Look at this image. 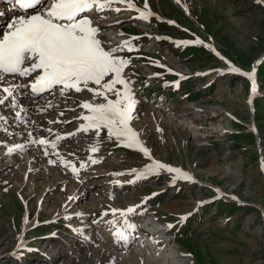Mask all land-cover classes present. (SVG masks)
<instances>
[{
    "label": "rangeland",
    "instance_id": "obj_1",
    "mask_svg": "<svg viewBox=\"0 0 264 264\" xmlns=\"http://www.w3.org/2000/svg\"><path fill=\"white\" fill-rule=\"evenodd\" d=\"M126 1L152 13L147 20L105 13L122 33L141 37L124 56V76L139 101L131 127L150 157L109 138L107 129L78 131L86 109L75 120L63 111L70 109H61L62 119L61 110L51 111L61 128L39 122L51 132L18 129L16 110L11 120V108L1 110L0 264H264V0ZM89 18L101 31L110 27L100 25V14ZM104 39L106 50L116 43ZM233 66L254 72L255 93ZM14 80L7 76L5 86ZM76 96L93 101L87 90ZM60 131L73 135L47 153L32 143L56 141ZM153 161L192 180L172 187L175 173L133 172ZM132 206L128 221L136 230L149 223L148 231L160 230L159 245L134 239L125 251L116 248V232L130 228L124 217L115 222L112 210Z\"/></svg>",
    "mask_w": 264,
    "mask_h": 264
},
{
    "label": "snow or ice",
    "instance_id": "obj_2",
    "mask_svg": "<svg viewBox=\"0 0 264 264\" xmlns=\"http://www.w3.org/2000/svg\"><path fill=\"white\" fill-rule=\"evenodd\" d=\"M7 2L14 9L18 8L25 13L29 9L37 10L33 14H21L14 18L0 34V93L6 94L0 96V104L11 98L12 106L18 107L16 93L29 87L33 95L53 90L59 91L62 95H67L72 90L75 93L87 90L93 94V101L82 102L81 107L87 110L82 120L87 123H82L78 131L95 130L99 135L101 130L107 129L109 138L114 137L117 141H123L127 147L137 148L145 156L150 157L149 149L143 145L139 134L131 127L133 113L139 101L135 98L132 82L124 76V69L130 60L117 55L121 48L105 49L99 38L100 29L94 26L89 18L93 9L103 12L110 9L112 3L123 0H7ZM179 2L180 0H177V3ZM129 7L134 5L130 4ZM144 7L148 9L147 3ZM115 10L120 11L119 8ZM151 15V11L146 10L141 12L140 18L147 20ZM197 43L203 42L197 40ZM124 46L132 49L129 42ZM230 71L248 76L249 79L254 78L253 73H242L241 69L234 66ZM7 76L24 80L30 77L31 81L9 83L5 86ZM116 85H122V88L118 89ZM97 100L100 102H96ZM23 111L26 109L21 108V112ZM47 131L51 132V129ZM63 138L57 135L56 141L53 142L41 138L33 140L32 143L43 145L47 153L49 144L51 148L56 149L58 142ZM18 147L23 148V145ZM97 150L95 146L92 148L93 152ZM8 151L11 153L13 149L9 148ZM95 162L97 161H93ZM65 166L71 167L73 173H77L75 165L65 161ZM161 170L175 173L174 179L192 180V177L183 170L158 161H153L143 171L133 172H138L140 178ZM117 211L124 217V225L135 230L136 225L127 219V215L134 213L135 208L113 209V215ZM115 235L117 243L122 240L127 242L129 239L123 230L117 231Z\"/></svg>",
    "mask_w": 264,
    "mask_h": 264
},
{
    "label": "bare ground",
    "instance_id": "obj_3",
    "mask_svg": "<svg viewBox=\"0 0 264 264\" xmlns=\"http://www.w3.org/2000/svg\"><path fill=\"white\" fill-rule=\"evenodd\" d=\"M123 1H126V0H123ZM0 3H1V0H0ZM115 3L117 4L119 2H115ZM113 8L116 9L117 7H113ZM119 9L121 11L130 10L128 14L136 13L137 12V11H134L133 10V7H129V4H125V3H122V6ZM35 11L36 10L31 11V12H29L27 14H33ZM144 11H146V10H143V12ZM7 13L8 12H6V11H2L3 16L0 19V24H4L5 21L7 22L8 19H10V22H11L14 18H16L19 15H21V14H18V13L8 15ZM27 14H25V15H27ZM137 15L139 16V14H137ZM93 16H94V14L91 15V17H93ZM102 16H104V15H102ZM159 17L162 20H164L163 19V16H159ZM116 22L117 21L115 20V18H112V16L110 18L108 16H106L104 18V22L101 23L100 25H106V26H110V27L107 28L106 31H104V30L101 31L100 30L101 32L99 33V38L101 39V41L102 40H105L104 39V35H105L106 39L109 40V41H111V42H120V43H122V42L126 41V39H125L126 38V35H123L124 33H122V30L120 29L121 26H119L120 28L114 26ZM23 81H24V78H20V79H15L13 83L18 84V83H22ZM29 82H27V83H29ZM72 92L73 93H70V94L67 93V95L58 94L59 97H60V99H57L58 97L51 95V96H49L46 99L43 98V97H41V98H39V100H37L36 99L37 97L35 95L31 94L30 87L28 89H20V91L18 93H16V103L19 105L18 108L15 109V107L12 106L11 98H9L8 100H5V102L3 104H0V112H1V110H3V112L1 113V115H3L4 112L7 109L11 108V111L9 110L8 112H6V117H5L6 119L3 117L5 120H7L9 118L11 120V117H9V116L11 115V112H13L14 110H16L15 111V114H16L15 117L17 118L18 129L19 128L20 129H26L24 131L30 130V131H33V132L34 131L37 132L41 128H44L46 130L51 129L50 126L47 127V126L41 125L39 123L40 122V119H42V120L43 119H46L47 120V125L49 123V124L53 125L54 128H56V129L58 128L59 129V128L62 127L61 126L62 125L61 124L62 123V120L61 119H62L63 116L61 115V112H62L61 109H70V110H63L66 113L69 112V111H72V114L70 116H68V118H70L71 120L77 119V113H80L78 110L81 111V109H83L81 107V104H82V102H85V101H83V100H81V98L77 97L74 90H72ZM3 95H6V94H2L1 96H3ZM87 101H89V100L87 99ZM21 108L26 109V111L21 112ZM58 110H61L60 111L61 119L59 117V113H56V114L55 113H50L51 111H58ZM43 112H47V114H44ZM17 113H19V115H17ZM84 122L85 121H83L82 123H84ZM81 124H80V126H81ZM33 132H30V133H33ZM60 132H62V136L61 137H64L65 138V137H68L69 136V135L66 136V134H63V133H68L69 134V132H65V131H60ZM60 132H58V133L60 134ZM140 138H141V136L139 134V139ZM115 183H117V184L118 183H121V180L118 179V180H116ZM120 187H122L121 184H120ZM108 206H111V205L109 204ZM115 209L118 210V209H121V208L115 207ZM118 213H120V211H117L116 214L113 215V217H111L112 219L115 220V222L117 220H119L120 218H122L121 215L120 216H117ZM111 215L112 214L110 212V215L109 216H111ZM104 221L106 223H108L109 221H112V220H104ZM149 225H150V223H149ZM149 225L147 227H149ZM116 229H120V228L118 227ZM159 231L160 230H157L156 233H154V236L159 237L158 236L160 234ZM160 242L161 241L159 240L158 241V245H159ZM130 243H131L130 240H129L128 243H126L125 241H122L120 243H117V245H115V246H116V248H119L120 250L125 251L127 249V247H129L131 245ZM140 254H141L140 255L141 259H143L144 258L143 250H141ZM132 256H133V258H135L136 256H138V254L134 251L132 253ZM166 264H170V262H167Z\"/></svg>",
    "mask_w": 264,
    "mask_h": 264
}]
</instances>
